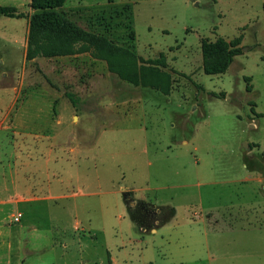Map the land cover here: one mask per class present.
Returning <instances> with one entry per match:
<instances>
[{
  "label": "rangeland",
  "instance_id": "1",
  "mask_svg": "<svg viewBox=\"0 0 264 264\" xmlns=\"http://www.w3.org/2000/svg\"><path fill=\"white\" fill-rule=\"evenodd\" d=\"M111 1L65 0L61 11L145 60L164 54L166 67L138 66L162 84L168 74L167 95L120 79L90 50L27 60L23 21L0 15V28L18 34L16 48L0 51V106H8L0 135H54L35 151L48 144L62 158L46 164L35 152L32 173L19 180L23 197H3L0 264H264V188L251 184L260 209L247 211L251 189L217 183L209 153L258 152L244 162L264 170V118L255 111L264 115V0ZM218 36H241L242 62L208 75L200 40ZM237 188L243 206L224 208ZM165 204L174 209L158 212ZM208 240L222 250L216 260Z\"/></svg>",
  "mask_w": 264,
  "mask_h": 264
},
{
  "label": "trees",
  "instance_id": "2",
  "mask_svg": "<svg viewBox=\"0 0 264 264\" xmlns=\"http://www.w3.org/2000/svg\"><path fill=\"white\" fill-rule=\"evenodd\" d=\"M65 0H31L33 9L29 17L26 59L35 57L68 56L78 52L90 50L93 57L106 62L108 70L118 75L133 85H142L155 88L164 94L170 90L168 74L162 73L164 84L159 79L160 73L153 72L150 68L138 66V62H148L153 65L166 67L164 54L157 58L145 60L137 56L134 49L127 45H119L104 34L89 31L75 22L69 20L61 11ZM262 16L264 23V1L262 2ZM128 5L126 8L128 9ZM0 15L19 18L23 14L17 13L13 6L0 5ZM130 30V26L128 27ZM129 39L133 34L129 33ZM81 42L80 46L76 44ZM241 36L226 40L218 36L215 40L206 37L200 40L202 70L205 74L215 75L224 73L235 55L240 54ZM250 91L251 86L246 85ZM65 96L70 102L75 103L73 95L69 92ZM252 112L254 109L250 108ZM255 114V113H254ZM263 116L261 113H256Z\"/></svg>",
  "mask_w": 264,
  "mask_h": 264
},
{
  "label": "crops",
  "instance_id": "3",
  "mask_svg": "<svg viewBox=\"0 0 264 264\" xmlns=\"http://www.w3.org/2000/svg\"><path fill=\"white\" fill-rule=\"evenodd\" d=\"M30 1L31 0H0V5L13 6L16 8L17 13L23 14L19 18H16V17H6V18H11V19L15 18L17 20H22L23 21V27H24L23 30H25V32H26V30H28V23H29L28 17H30V15L33 12V9L30 6ZM213 1L216 3L218 2V0H213ZM61 8H63V7H61ZM26 16H28V17H26ZM17 45H18V34H17V32L13 33V32L7 31L1 27L0 28V51H2L3 48H9V49L16 48ZM241 54H242V52L240 54L235 55L232 62L234 60L240 61L239 55H241ZM261 55H263V54H261ZM4 56L5 55H3L0 58V62H4ZM260 58H261V62H264V59H262V56ZM240 62H242V61H240ZM230 64H229V66H230ZM229 66H228V68H229ZM221 74H215V75H221ZM250 77H252V76H250ZM246 85H245V89H246ZM250 85H251L250 91L252 92L255 89V84H254L253 78H252ZM153 89L156 91H159L155 88H153ZM4 93H7V92H4ZM0 94H2V93H0ZM165 95H167V94H165ZM214 95H216V94H214ZM145 101L146 100H144V102H143L144 105H145ZM252 105L255 106V108H256V104H252ZM7 108H8V106L6 107V105L0 106V112L2 110L7 109ZM157 109L158 108L153 106L150 110H157ZM255 111L263 114L258 109H255ZM159 112L160 113L162 112V108ZM260 117L264 118V115L260 116ZM54 138H55L54 135H52V136H50V135H47V136L36 135L34 133H31V132H27L26 134H23V135L15 133V134L9 135V137L4 136V135L3 136L0 135V203L2 202L3 197H5V199L7 201H16L15 200L16 196H18V199L21 198L22 195L20 193H18V191H17V188L19 185V180H20V178H23V179L28 178L29 174L32 173V166H33L34 161H35V152H39V151H35L36 147L34 146V142H41V144L46 143V142L47 143L48 142L53 143ZM96 145H97V137H95L94 141L90 144V148L92 149L90 154L92 153V151H94V147ZM259 147H260L259 153L264 158V150H263V147L260 143H259ZM42 148L43 149L40 150L38 157L41 158L42 161H44V163L47 164L51 161L58 162L59 160L62 159V158H60V155L58 156L57 154H54L57 151L52 152L51 147L48 144H47V146L42 145ZM70 150H73V148H70ZM83 150L84 149H76L77 153L81 156H83L85 154V152H83ZM61 152H63V151H61ZM209 153L212 154V156L210 155V158L212 159V162H213V163H211L212 173L219 175V177L221 178L217 183H222L225 186H229V185L236 186L237 185L240 188L241 187L247 188L246 191H249L251 189L249 191L252 193L251 198L247 199V202H245L246 204L244 206L248 207L247 211H250L251 213H252L251 210L255 211L256 208L260 209L259 206L255 207V205H254V200L257 199V194H256L257 192H256L255 188H251L252 187L251 184L252 183H255V184L260 183V184H262V186L264 188V184H263L264 183V170L262 168L256 166V165L252 166V165H249V164L244 162V155H247L248 157L252 158L253 156L258 155L257 154L258 152H254V151L251 152V150H250L244 154L242 152L235 150L233 152L229 151V153H220V152H216V151H209ZM91 155L93 157L97 158L96 155H93V154H91ZM260 155H259V157H260ZM84 158H86V157H84ZM95 158H93V159H95ZM218 165H219V169H218ZM215 182L216 181L209 180L207 183H202V184L207 186V185L214 184ZM240 188H237L238 192H236L235 197L230 199L227 202L228 204L224 205V208L236 210L235 207L238 208L240 206H243V205H241V200L239 199V195L242 193V191H240ZM4 194H7V195H4ZM81 194H82L81 190L77 192V195H81ZM167 205L168 204H165L162 206L158 205L159 206V208L157 209L158 212L162 209L161 207H165ZM168 206H170V205H168ZM171 209L172 210L174 209L173 206L170 208V210ZM224 228L228 229L229 231H232L234 229V227H232L225 220H224ZM152 231H155V229L153 228ZM216 247L217 246L214 244V242L211 243L208 240L207 245H206V250H207V253L209 255H212V257H211L212 260L214 258L216 260L220 255H222V250H218ZM208 264H211V263H208ZM212 264H216V263H212ZM219 264H224V263H219Z\"/></svg>",
  "mask_w": 264,
  "mask_h": 264
},
{
  "label": "built area",
  "instance_id": "4",
  "mask_svg": "<svg viewBox=\"0 0 264 264\" xmlns=\"http://www.w3.org/2000/svg\"><path fill=\"white\" fill-rule=\"evenodd\" d=\"M21 218V214L20 213H17L15 216H14V220L15 221H19Z\"/></svg>",
  "mask_w": 264,
  "mask_h": 264
},
{
  "label": "water",
  "instance_id": "5",
  "mask_svg": "<svg viewBox=\"0 0 264 264\" xmlns=\"http://www.w3.org/2000/svg\"><path fill=\"white\" fill-rule=\"evenodd\" d=\"M244 146H246L248 148V143H244Z\"/></svg>",
  "mask_w": 264,
  "mask_h": 264
}]
</instances>
